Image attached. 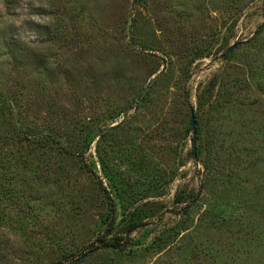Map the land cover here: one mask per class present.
Instances as JSON below:
<instances>
[{"label": "rangeland", "instance_id": "rangeland-1", "mask_svg": "<svg viewBox=\"0 0 264 264\" xmlns=\"http://www.w3.org/2000/svg\"><path fill=\"white\" fill-rule=\"evenodd\" d=\"M34 3H0V264H264V0Z\"/></svg>", "mask_w": 264, "mask_h": 264}, {"label": "trees", "instance_id": "trees-1", "mask_svg": "<svg viewBox=\"0 0 264 264\" xmlns=\"http://www.w3.org/2000/svg\"><path fill=\"white\" fill-rule=\"evenodd\" d=\"M264 29V23H262L261 25H259V27L257 28V32H261ZM218 81L216 80V78L211 79V81L209 82V84L207 85L206 89H205V94L206 95H201L199 97V99L201 100L202 98H206L207 101L209 102L214 89L217 86ZM195 115V114H194ZM199 115H195L196 121H197V117ZM190 121V120H189ZM184 131H190V128L186 130V126H184ZM83 138L84 136L80 139L82 140L81 142H83ZM12 140L16 139L15 136L11 137ZM18 142H22L24 141L23 137L17 139ZM16 141V142H17ZM81 146V144H80ZM192 157L194 159V155L192 153ZM15 167H17L19 169L18 163L14 164ZM113 205V198H111V206ZM112 208V207H111ZM138 226L136 225H132L130 226L126 231V237L123 236H116L114 235V226H113V219H112V215H109L108 220L103 228V231L97 235L96 239H95V244H97V246L102 247L104 249H110V250H119V251H123L126 250L127 248H131L132 245L127 243L129 240L128 234L130 232H132L133 230H135ZM49 264H63L62 260H58V261H54L51 262Z\"/></svg>", "mask_w": 264, "mask_h": 264}, {"label": "water", "instance_id": "water-1", "mask_svg": "<svg viewBox=\"0 0 264 264\" xmlns=\"http://www.w3.org/2000/svg\"><path fill=\"white\" fill-rule=\"evenodd\" d=\"M241 43H235L231 45L227 51L222 55V59L224 60L233 50H235L238 46H240ZM189 128L192 135V146H193V155L195 157V147H196V118L194 115L193 108H190V121H189ZM82 259L78 261V263L81 262Z\"/></svg>", "mask_w": 264, "mask_h": 264}, {"label": "clouds", "instance_id": "clouds-1", "mask_svg": "<svg viewBox=\"0 0 264 264\" xmlns=\"http://www.w3.org/2000/svg\"><path fill=\"white\" fill-rule=\"evenodd\" d=\"M30 2V0H21V3H22V7L23 8H27L28 6V3ZM32 2L34 3V0H32ZM0 3H2V0H0ZM34 6L38 7L39 4H35L34 3ZM21 8H17L16 11L17 13L21 12ZM25 19L24 16H20L18 20H16V25L18 26L20 22H22L23 20Z\"/></svg>", "mask_w": 264, "mask_h": 264}]
</instances>
